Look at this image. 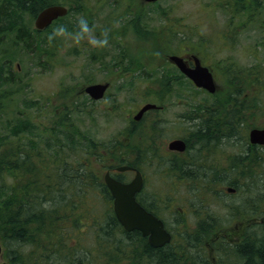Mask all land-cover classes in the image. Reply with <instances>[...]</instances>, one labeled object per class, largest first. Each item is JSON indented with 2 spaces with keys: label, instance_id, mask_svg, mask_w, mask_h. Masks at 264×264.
I'll list each match as a JSON object with an SVG mask.
<instances>
[{
  "label": "rangeland",
  "instance_id": "1",
  "mask_svg": "<svg viewBox=\"0 0 264 264\" xmlns=\"http://www.w3.org/2000/svg\"><path fill=\"white\" fill-rule=\"evenodd\" d=\"M53 1L68 3V0ZM93 1L94 0H82V4L89 3L93 6ZM221 1L223 0H162L159 5L154 8L164 9L165 7V10L169 11V13L166 14V17H158L156 12H154L156 9L151 6L145 7L142 4V0H135L130 10L124 9V11L116 12L113 11L114 7H112V0H102V5L100 7L96 6L98 8L92 10L93 14L89 10L83 8V12L72 13L70 16H66L62 21H58L41 33H37L33 26L34 11L29 10L20 13L21 20L19 25L22 27L20 31L26 33L25 30H27L26 35L27 38L31 39V45L27 47L25 41L23 43L18 42L13 44L16 42L15 38L18 33L16 31H18L19 27H17L15 31L5 32L4 34L0 31V61L3 58H12L14 64L18 63V65H20L19 74L21 76L28 70L29 72L26 73L30 75L24 76L23 79H29L30 85L26 89L23 88L25 93L22 101L26 99V104H23L21 101H16L15 106L18 107L17 109L13 110V104H10V106L5 109L4 112L6 113L3 115L4 118L0 120V132L6 133V126H4L5 120L8 119L12 123V117L18 114L16 113L18 110L30 112L27 113V116H31L37 123V126L42 127V125L48 123L51 116L53 119V113L52 115H38L36 114L37 112L34 113L33 110H35V108L32 107L33 105H31V102L42 103L47 98L52 100L53 105H56L55 101L57 99L50 98L51 93L53 91L55 92L58 88L61 90L63 87L68 86L73 91L71 94L72 97L70 98V101H72L70 105L73 107V110L67 114V123L64 125L65 129L68 130L69 139H63V137L56 135L53 137L51 147H53L54 143H60L61 141L63 145L62 150L59 146L58 149L62 151L65 161L72 166L78 165L82 155L86 156L87 151L92 149L90 147L93 142L99 143V151L101 153L104 148L101 146V143H112L114 141L116 142V140L120 141V139L124 143H127V145H119L114 148L110 145L109 148H106V151L112 149L116 155H122V153L125 155L129 147L137 150L136 146H138L141 141L136 139L134 131L128 132L127 123L130 116H132V114L134 115L142 104L150 102L149 100L142 101L144 97L152 98L151 96H154L153 98L156 99L159 97L157 101L150 103H156L164 107L163 111L157 112L158 115H155L159 117L155 129L158 131V142L160 146L168 140L182 137L181 135L183 134L189 136L192 131V124L194 123V121L189 119L193 106L204 105L205 99L208 102L207 105H214V100L199 94L197 90L187 82V89L185 90L187 94L181 96L179 94L180 88L177 80L164 81V79L171 76L172 70L168 69L165 65H158L162 61L157 59L155 55H161L164 61L163 57H166V53H179L182 49L186 51L189 48V43L192 41L195 42L197 46L198 43H202L206 34L210 35L211 28L210 24H206L205 22L204 18L209 12L204 11V7L205 10L209 9V7H207L208 5L210 6L213 4L217 6V2ZM1 2L2 1H0V3ZM233 3H235L236 6L233 8L232 12L237 13V9L241 6L237 0L224 1L222 6L219 7L221 10L214 12L213 18L216 20V25H213L216 29H220L222 25L230 23L232 20L224 11L230 12L232 9L230 5ZM245 4L246 6L250 5L248 2ZM251 10L252 9H249V11ZM89 12L91 14H88ZM259 13L264 17V6L260 7ZM245 14L250 15V13ZM86 15L89 19L94 15V27L96 26L94 31L97 35L108 30V46L103 49H97L90 47L86 43L77 45L73 44L71 41L58 40L62 46H58L56 62L53 56V66L47 67L45 71H42L44 70L43 68L39 70L37 65L34 64L36 62L34 59H36V51H40L41 54L42 48L39 46L34 50L33 44L35 42L40 43L46 41L48 35L57 26L65 24L67 27L73 23L77 24L78 19L81 16L86 18ZM167 15L170 18H168ZM172 16L178 19L175 20L178 26L176 27V29H178L176 31L178 32L163 39L160 38L157 42L161 44H157L154 47L149 44V39H147L146 44H144L145 37H141L136 32L137 25L140 26V23L138 22L136 24L134 20H140L143 24H145L146 21L150 29L155 30L159 25L164 26V23L172 20ZM242 20L244 21V17L236 18V22L234 23H241ZM262 30H264V28H262ZM116 31L118 34H114ZM188 33L191 35L189 39L186 38ZM227 35L228 29H225L220 34V41L227 42L229 39ZM1 38L3 40L2 43ZM262 39H264V32L254 33L246 30L243 33V37L240 38L239 46L234 45L235 47H230L229 50L224 51H216L211 48L210 50H201L203 57L210 52L213 58H216V54L218 57H223L224 55L231 57V60L234 61L233 67L236 69L241 80L245 81L250 79L242 91H234V93H238L234 96L236 100L239 95L237 102L240 101L242 104L246 105V107L244 106L246 110L243 109L245 111L244 117L242 118L243 120L238 124V128L243 135V140L240 139V136H234L229 138L227 142L223 141L214 145V148L217 147L218 152L225 157H185V159H188L195 165V168L191 173H182L184 183L182 186L181 184L178 185L179 189H177V191H172L170 189V186H174V183L175 187L177 185L174 172L178 171L177 168L180 166L172 167L171 161L175 163V157H155L156 159L153 160V162H148L149 157H140V159L137 157L127 158V160H133L141 166L146 178L145 191L150 201L157 205V210H168L171 212V215L162 214L161 217L165 220L167 228L170 231L172 230L175 235L173 248L175 244H181L177 245L175 249L181 250V254L186 256V258L178 255L176 257L172 252V248H166L163 251L161 250V254L165 257L167 262H161L159 264H185L186 260L190 259L191 262L188 264H210V257H214L217 262L221 260L222 264H246L244 260L234 255L233 252L229 250V247H233L235 242L238 243V241H240L241 234L245 229H248V232H252L254 236H260L264 233V146L254 150L253 155L248 148L250 147L248 146V132L252 127H255V125L259 124L262 126L264 124V42L261 41ZM7 43H9V47H7ZM52 46L53 44L51 47ZM74 47L79 48L78 53L72 52ZM2 50L4 53H2ZM91 50H96L100 57H96L95 59L91 58L89 55ZM45 51H47V48ZM9 52H11L10 56L8 55ZM150 54L153 55V60L149 58ZM49 55H52L51 50L49 51ZM139 61L143 63V73L147 74H140L139 70H131L133 64H137ZM213 61L214 59L207 62L212 64ZM118 64H120V67ZM13 67L15 66L13 65ZM107 67H112V72H106L107 70L105 69ZM259 74L260 76H258V78H253ZM91 75L95 83L107 81L111 84L107 97L102 101V104H99L101 109L99 111H93L94 114L81 111L83 106L89 107V104L86 99L77 96V91L80 89L81 85L91 80ZM228 76L225 77L220 69H216L214 79L217 84V89L222 88L225 83H228ZM251 78H253V81ZM131 79L130 88L123 89L120 87L121 84H128ZM145 83L149 86V90L145 88ZM227 86L228 85H226V87ZM8 88L16 89V86L9 85ZM148 92L151 93L147 94ZM60 102L63 101L61 100ZM125 102L129 103L130 107L123 108ZM251 103H253V105H250ZM102 105L104 106L103 108L101 107ZM115 105H117V107ZM74 107H80L78 112H76L77 110ZM107 107H111V110H108ZM115 107L116 110L113 112L112 108L114 109ZM203 110L204 106L201 107V111ZM222 114H229V110L218 112L215 115L218 118V116L221 117ZM19 117H21V115ZM186 117H188V119H186ZM152 126L153 124H150L146 127L147 132L153 133L151 130ZM143 130H145L144 127ZM141 131L140 129V132ZM235 133H239V131ZM79 134L85 136V139L81 141L77 140L76 136L78 137ZM41 139L45 142L44 138ZM230 140L232 141L229 142ZM26 143V139L23 138L20 141V147H24L29 151L30 157H28V160L35 163V165L38 164L39 167L36 169V174H34V176L40 178L38 186L41 189V193H39L38 196H40L42 200L34 201L35 203L33 206L49 203L46 205L47 208L54 209L53 213L55 216L58 215L59 219L53 220L52 222L50 221L52 229L55 231L53 233L69 231L72 226L75 228L74 230L71 228L73 234L69 239L63 237L58 238L52 233L49 239H47V247L53 248L58 245L60 246V250L51 258L49 257V260L41 261L39 260V255L44 252H41L40 246L36 240L35 223L32 225L29 223V236L26 242L20 240L9 242L0 238V264L2 262L10 264V261L12 262L11 264H150V262L147 263V257L140 256L138 253H133V255L128 248H126L127 254L124 258L121 257L116 261L111 259L110 247L112 245L95 243L97 239V230L91 225L92 216L85 212V209L90 206V203L87 202L88 205H85L84 208H75L74 203H78L79 201L75 200L74 196L78 194L79 188L68 192L70 195H74L70 199L66 196L62 197L57 192H48L50 194L47 195L46 192H44V185L46 180L48 182V176L52 173L51 170L53 167L51 168L45 161H40L42 157H37L39 161L36 160V157L32 159L31 156L36 154L35 147L30 146L29 143V146H27L25 145ZM235 144H239L243 152L248 154L250 152L251 156L254 157V163H250L252 171L245 170V165L234 164L230 166L231 156L229 152L234 154L236 148ZM36 146L43 147V144L37 142ZM164 148H166V146ZM54 149H56V147H54ZM196 149L197 147L195 146V153ZM130 152L131 151L128 153ZM207 153L208 152L203 149L200 152V154ZM53 154L59 155V151L54 150ZM92 155L90 157H92ZM105 155L109 156L107 153ZM211 158L215 161L220 172H215V168L212 167L213 160H211ZM157 160H159V162ZM56 162L59 161L57 160ZM1 168L3 169V167ZM89 168L97 171L99 167L97 164L90 165L88 163V169ZM6 169L5 171H0V210L3 209L6 203L10 202V197H12L11 186L13 185L17 197L22 185L19 180L21 174L15 183L14 178H16V172ZM207 170L212 172H208ZM254 171L257 172V175H254V186L251 187L257 188L255 191L251 192L247 184L251 181L249 174H253ZM205 175H209L211 180L201 181ZM230 182H234L237 185L234 186L237 187V190L233 189L234 191L231 193L227 192L228 188H234L228 185ZM203 185H206L208 190L214 193V197L209 195V191L204 194L210 205L207 209V213L202 210V206L200 205V196H203L200 192L203 190ZM197 186H199L200 192L195 191L194 188ZM248 191L250 192L248 193ZM170 193L175 196V199H171ZM246 201H250V203L255 201L256 204L247 207L245 205ZM101 202L107 205L105 201ZM171 202L172 204H170ZM102 204L100 203V207ZM190 210H193V212L189 213ZM6 211L7 210H2L1 213L4 214ZM177 211L186 214V221H183L180 217H172L176 215ZM65 212L66 214L69 212L72 213L73 219L63 218ZM202 216H205L204 219H207L208 222L211 221L210 224L204 223V225L207 226L205 229L200 225ZM75 221L77 222L75 223ZM76 225L79 226L76 228ZM200 231L202 234H199ZM86 234L87 236H84ZM63 242L66 244V247L63 246ZM126 245L128 246V244ZM132 250H135V248H132ZM193 261L195 263H193Z\"/></svg>",
  "mask_w": 264,
  "mask_h": 264
},
{
  "label": "trees",
  "instance_id": "2",
  "mask_svg": "<svg viewBox=\"0 0 264 264\" xmlns=\"http://www.w3.org/2000/svg\"><path fill=\"white\" fill-rule=\"evenodd\" d=\"M0 1L3 2L0 8V21H1L0 24L3 25L4 27V29L1 28L0 31H2L3 34L5 32H10L9 30H14L20 26L19 25L20 20H21L20 13L24 12L25 9L26 10L29 9L30 11H34V13H36L43 6L56 3L53 0H0ZM94 1H93L94 5L91 6L89 3L82 4V0H68L67 1L68 5L70 4L69 5L70 12L68 13L69 15L67 16H70L74 12H78V13L83 12V8L86 10H89L93 14L92 10L97 9L98 7L96 6L100 7L102 5V0H94ZM134 1L135 0H112V4H113L112 7H114L113 11L115 12L124 11V9L130 10L134 4ZM158 5L159 3L153 4L151 5V7L154 8ZM145 7H148V6H145ZM154 9H156L154 12H156L158 17L160 16L166 17V14L169 13V11L165 10V8L164 9L154 8ZM90 12L88 14H91ZM87 15L85 17L89 23V26L94 27V15L90 19L88 18ZM168 18L170 17L168 16ZM63 19L64 18L60 19V21H62ZM138 22L140 23V26L137 25L136 32L141 37H145L144 44H146L147 39H149L150 43L149 42L148 43L150 45H153V47L159 44V42L157 41L160 38L163 39L167 36H170L178 32L176 31L177 30L176 24L171 20H169L167 23H164V26L159 25L158 28H156L155 30H151L146 21H145V24H143L141 23L140 20L139 21L134 20V23L137 24ZM76 25L77 24L73 23L72 25L67 26V28L69 31H75ZM94 29H96V26L94 27ZM114 34H118V32L116 31ZM22 35H25V34L23 32H18L16 34V40L20 41L22 39L23 42L24 41L26 42V46L30 47V44H28L29 42L28 38H23ZM186 36H187L186 38L188 37L190 38L188 34ZM59 45L62 46L61 44H56L54 42L52 49H51L52 55L48 54L49 57L47 58V61L39 63V65H41L39 68L44 69L42 71H45L47 67L53 66L54 62L52 61V59H54V57H55L54 61L56 62L57 49L59 48L58 47ZM78 50L79 48L74 47L72 49V52L78 53ZM89 55L93 59H95L96 57H100V55L97 54L96 50H91V53H89ZM155 56L157 59L162 61L158 65H165L168 69L172 70L170 74L171 76L164 79V81L177 80L179 83V88H180L179 94L181 96L186 95L187 94V92H185V90L187 89L186 82L192 87L193 85L188 80H186L182 75H180L178 71L173 66H171V64L167 63L164 57H163L164 59L163 61L161 55H155ZM149 58L153 60V55L150 54ZM118 65L120 67V64ZM142 68L144 69L143 63L142 61H139L137 62V64L136 63L133 64V66L131 67V70L132 71L139 70L141 74L143 73ZM105 70H107V72H112L113 68L107 67ZM143 74H147V73H143ZM258 76H260V74L256 75V77H253V78H258ZM253 78H251L252 81H253ZM20 79H21L20 80V90H18L19 87L16 86L15 90H10V91L5 90L4 95L5 96L7 95L12 96L13 94H15L16 96L19 95L20 98L13 102L21 101L23 104H26V99L22 101V98L24 95L23 86L30 80L29 79L24 80L22 77ZM228 79L230 81L228 80V83H225V85L222 86V88L218 89V91L213 95L212 97V99L214 100L213 107L215 106L219 107L218 109H216L219 112H224L225 110H229V114L232 113L231 110H234L236 113V120L235 121L231 120L230 115H227V114L225 115L224 118H219L220 120L219 119L210 120V118L207 116V112L205 110L201 111V107L208 104L206 99H205L204 105L202 104V105L193 106L192 113L190 114V117H189V119L194 121L193 126H192V131L190 132V135L186 136L184 139L186 140L187 144L192 143V146L194 148L192 153H195V146L197 147L196 153L200 154L202 149L209 153L211 150L214 149V145L220 142H223V141L227 142L229 138L234 137V136H240V139H242L243 137L242 132H240V129L238 128V124H240L241 119L244 117L243 115L245 114L244 110H246L245 108L246 105L242 104L240 101L237 102V100L239 99V95L237 96L238 99L236 100L234 96L235 94L237 95L238 93H234V91H242L246 83H248L250 79L242 81L240 76L236 72L228 76ZM131 82H132V79L128 82V84L126 85L121 84L120 87L123 89L130 88ZM226 85L228 86L226 87ZM145 88L149 90L148 89L149 86H147V84ZM72 92H73L72 89L69 88L68 86L63 87L61 90H59L58 88L55 90V92L53 91L51 93L50 98L57 99L55 101L56 105H53L52 100L47 99V98L42 103L31 102V105H33L32 107L35 108V110H33L34 113L37 112L36 114L38 115L40 114L52 115L53 113V119L51 116L48 123H45V125H42V127L37 126V123L32 119L31 116H27V113H30V112H24L21 110H19V113L17 115L12 117V123L8 119L5 120L6 123L4 122V126H6L5 127L6 133L0 132V148H1L0 171L2 170L5 171L6 168H8L6 170L15 171L16 172V178H14L15 183L17 182L18 180L17 178L21 174V178L19 180L22 185L19 189L20 194L19 193L17 194V197L19 198L16 197V191L13 189V185L11 186L12 197H10V202L6 203V205H4L2 209L4 211L5 210L7 211L4 214H2L1 213L2 210H0V238L4 239V241H9V242L15 241V240L26 242L29 236L28 225L29 223H31V225L35 223L36 240L40 246L41 252H44L41 255H39V260L41 261L49 260V257L51 258L55 253H57L60 250V246L58 245H56L53 248L47 247V243H48L47 239H49L51 234L55 232L52 229L50 221L52 222L53 220L55 221L59 219V216L54 215L53 213L54 209L47 208L46 205H48L49 203H44L43 205L33 206L37 200L39 201L42 200L40 196H38V194L41 193V189L38 186L40 178L38 176L36 177L34 176V174H36L35 173L36 169L39 167H38V164L35 165V163H31L28 160V157H30L29 151H27L24 147L22 148L20 147L21 146L20 141L23 138H25L27 142L25 145L29 146L28 145L29 143L30 146L35 147L33 148L35 149L36 154L32 155L31 157H36V158L42 157L40 158V161H45L48 163V165H50L51 168L53 167L51 170L52 173L48 176V182L47 180H46V183L44 182L45 183L44 192H46L47 195L50 194L48 192H52V193L57 192L62 197L66 196L68 199H70L74 195H70L68 192H70L73 189L79 188V192L76 196H74V198L75 200H78L79 202H83V203H79V202L74 203V206L75 208H78V207L84 208L85 205H88L87 202L90 203V206L87 207V209H85V212L92 216L91 225L92 226L94 225L93 227L97 230V234H96L97 239L95 240V243L108 244L112 246L114 245L113 247L112 246L110 247V251H111L110 258L111 259L116 261L117 259L121 257L124 258V256H126L127 254L126 248H128V250H130L132 254L138 253L140 256L147 257V262H150V264L152 263L159 264L161 262H165L166 259L165 257H162V254L160 252L161 250H165L166 248H169V249L172 248L173 244L171 243L169 245H166L163 248H152L147 244L146 240L140 235V233L136 231H133L130 233L123 231V229L117 222L111 210V207L109 206L110 201H111L110 194L101 181L102 175L106 171L113 169L116 166L126 164L127 158H128V157H124V155L114 154L112 149H108L106 151V148H109L110 145H112L113 148L119 145L126 146L127 143H124L121 139L120 141L116 140V142L114 141L112 143H109V142L106 144L101 143V146L104 147L101 153L99 151V146H100L99 143L93 142L91 144L92 149L87 151L86 156L82 155V157L79 159L80 161L77 166H72L65 161V157L63 156L62 151H60V149L62 150V147H63V145L61 144V141L60 143L59 142H57L56 144L54 143L53 147H51L52 146L51 142H53L52 141L53 137H55L56 135L63 137V139H68V130H65L64 125L65 123H67L66 122V119L68 116L67 114L71 110H73V107L70 105L72 104V101H70V98L72 97L71 95ZM197 92L201 94L199 90H197ZM149 93L151 92H148L147 94ZM151 97L152 98L144 97L142 98V101L149 100L150 102H155L159 99L158 95H157L158 97L157 99L153 98L154 96H151ZM61 100L63 102H60ZM250 105H253V103H251ZM115 106L117 107V105ZM116 107L114 109L112 108L113 112H115ZM128 107H130V105ZM74 108L77 110L76 112H78V109L80 107H74ZM88 108L90 107L83 106V109L81 111L84 113L94 114V112ZM19 114L21 115V117H19L20 116ZM3 115H4V111L0 109V120L4 118ZM186 119H188V117H186ZM144 123H145L144 120L138 123V122L132 121L130 118L127 123V126H128L127 130L128 132L134 131L135 135L141 136L144 138L145 130H142L140 132V128L143 127ZM238 131L239 133H235ZM29 137H30V140H29ZM41 138H44L45 142L42 141ZM76 139L81 141L85 139V136H82L79 134L78 137L76 136ZM231 141L232 140H230L229 142ZM37 142H41L43 144V147H37L36 146ZM58 146L60 147V149H58ZM54 147H56V149H54ZM235 147L239 149V152L234 153V154H231L229 152L231 156L230 166L234 164L235 165L239 164L242 166L245 165V170L252 171V168H250V165L252 164L251 162H253L254 157L251 156L250 152L249 154L243 152L241 150L242 147L239 146V144H235ZM248 148L251 150L252 155H253V151L257 150V147L255 146H250ZM145 149H150L152 151L151 147L149 146L146 147ZM54 150L59 151V155L53 154ZM106 153L110 157L105 155ZM89 155L90 156L92 155V157H90ZM3 157H6V158H3ZM232 157H233V161H232ZM155 159H156L155 157H149L148 162H153V160ZM36 160H38V158ZM57 160L59 162H56ZM211 160L213 159L211 158ZM91 161H94V162H91ZM157 161L159 162V160ZM190 162L191 161H189L186 164V161H184L183 163H181V165L186 164L185 166H188L187 169L191 173L192 170L195 168V165L192 162L191 163ZM88 163L90 165L97 164L99 167L98 170L94 171L90 168L88 169ZM171 163H172V166L176 167L173 161H171ZM185 166L182 169L183 171L186 170ZM1 167H3V169ZM212 167L215 168V172H220L214 160H213ZM207 171L212 172L210 170H207ZM181 174L182 173L179 171L174 172V175H175L174 178L176 179L177 185L175 187V183H174V186H170V189L172 191H177V189H179L178 185L181 184L182 186V184L184 183V177H182ZM218 174H222V173H218ZM254 175H257L256 171H254L253 174L251 173L249 174V176L251 177V181L247 184V187H249L251 192L255 191L257 188V187H251V186H254V183H253ZM203 180H211V179L209 175L207 176L205 175L201 181ZM228 185L231 187L237 186L236 183L234 182H230L228 183ZM202 187H203V190L201 192H200L199 186L195 187L194 189L196 192H200L201 194H203V196H200V205L202 206V210L205 213H207V209L210 205L204 194L208 192L209 190L206 185H203ZM232 189L237 190V187H234ZM250 191H248V193ZM208 193L210 196L214 197V193H212V191H209ZM170 197L171 199H175V196L171 193H170ZM101 201L103 202L105 201L107 205L102 204ZM100 203L102 204L101 207H100ZM170 204H172V202ZM254 204H256L255 201H252V203H250V201L245 202V205L247 207H251ZM168 212H169L168 210H161L160 214L161 215L162 214L171 215V212L170 213ZM192 212L193 210H190L189 213H192ZM173 217H176V218L180 217V219L181 218L186 219V214L177 211L176 215ZM204 217L205 216H202L201 221H200V225L201 227H203V229L207 227L204 225V223L210 224L211 222V221L208 222V220L204 219ZM63 218L73 219V215L72 213L69 212L67 214H63ZM77 221H75V223ZM78 226L79 225H76V228ZM71 228L74 230L75 227L73 228L72 226ZM71 228L69 231H61L58 233H53V235L57 236L58 238L63 237V238L69 239L70 237H72V234H73ZM247 230L248 229H245V231L241 234L240 241H238V243L235 242V244H233L234 245L233 247L230 246L229 250H231L234 255L244 260L246 264H264V233L261 234L260 236L259 235L254 236L252 232H248ZM199 234H202V232L200 231ZM84 236H87V234ZM126 244H128V246ZM63 246L66 247V244L64 242H63ZM132 248H135V250H132ZM190 262H191V259L186 260L185 264H188Z\"/></svg>",
  "mask_w": 264,
  "mask_h": 264
},
{
  "label": "flooded vegetation",
  "instance_id": "3",
  "mask_svg": "<svg viewBox=\"0 0 264 264\" xmlns=\"http://www.w3.org/2000/svg\"><path fill=\"white\" fill-rule=\"evenodd\" d=\"M226 1L223 0L221 2H217V6L211 4L210 6L208 5L207 7H209V9L205 10L204 7V11H208L209 13L205 16V22L206 24H210L211 28H210V35L206 34V37L203 38L202 43H198V46L196 45L195 42H191L190 47L184 51L181 55H179L180 57H182L183 61H185V63L187 64L188 67H190V69H193L196 65V63L200 64V66L202 67H207L208 71L212 74L213 77H215V73H216V69H220V71L224 74L225 77H227L228 75L230 76L232 73H237L236 69L233 67L234 61L231 60V57L228 56H223V57H218L216 54V58L212 57L211 52L203 57V53L201 52L202 49H207L210 50L211 49H215L216 51H224V50H229L230 47L233 48L235 46H239V42H240V38L243 37V33L248 30V31H252L254 33L256 32H264V30H262V28H264V17L260 15L259 13V9L261 6H264V0H237L241 6L237 9V13H233V8H235V3L230 5V8H232L230 10V12H225L229 15V18H231L232 20L230 21V23H226L224 25L221 26L220 29H216L214 27V25H216V20H214V12H216L217 10H221L219 7L222 6V3ZM262 1V3H261ZM246 2L250 3L249 6H246ZM3 2L0 3V8H1V4ZM157 4V3H155ZM252 9L251 11H249V9ZM256 8V10H255ZM32 10V9H31ZM25 11H29V9H25ZM24 11V12H25ZM223 11V10H222ZM245 13H250V15H247ZM244 17V21L242 20L241 23H234L236 22V18H241ZM1 23V21H0ZM214 24V25H213ZM0 29L3 28V25L0 24ZM34 26V25H33ZM22 27L19 26L18 31L16 32H22L20 31ZM225 29H228V35L227 37L229 38L228 41H220V34L221 32H223ZM262 30V31H261ZM11 31H15L14 30H9ZM27 33V30H25ZM44 31V30H43ZM40 31V32H43ZM25 33V32H23ZM22 35L23 38H27V35ZM203 37V36H202ZM223 37V36H222ZM16 39V38H15ZM28 40H31L30 38H28ZM211 40V41H210ZM261 41L264 42V39H262ZM3 42L2 38H1V43ZM18 42H22V39L20 41L14 42L18 43ZM212 42V43H211ZM29 44L31 45V42L29 41ZM7 47H9V43L6 44ZM33 49H36V46H40L42 48L41 50V54L40 51H36V54L39 55L38 59H34L36 61H47V56L49 54V51L52 49L51 45H49V43L47 41H43V42H35ZM235 45V46H234ZM47 48V51H45ZM6 50V49H4ZM3 51V50H2ZM4 53V51L2 52ZM11 52L8 53V55H10ZM214 59V61L212 62V64H209L207 61H210ZM224 63V64H223ZM13 65L15 67H13ZM38 66H41L38 64ZM7 67V68H6ZM20 65H18V63H13V61L9 58H3L0 61V109H2L3 111H5L6 108H8L10 106V104H13V110L17 109L18 107L15 106L16 102H13L17 99L20 98V96H16L15 94H13L12 96H5L4 95V91H10V90H15V89H9L8 86L9 85H13V86H17L19 87L18 90H20V78L22 76H26L25 74H23L22 76L19 74L20 72ZM39 70H41L40 68H38ZM7 70V71H6ZM13 79V80H12ZM106 83H108V89L105 93V96L100 99V100H93L87 93H85V89L86 87L90 86L91 84L95 83L93 82V77L91 75V80L85 84H82L80 89L77 91V96H81V98H84L87 100L89 107L88 109H91L92 111H99L101 108L99 106V104H102V101L107 97L108 92L111 88V84L110 82L105 81ZM102 82V83H105ZM27 84V85H26ZM26 84H24L23 88L26 89L29 85H30V81H28ZM23 93H25L23 91ZM24 96V95H23ZM81 103V102H79ZM129 103L125 102L123 108H128ZM102 108L104 107L103 105L101 106ZM109 110H111V107H107ZM204 110L207 112V116L210 118V120H215V119H219V118H224L226 114H222V116H218V118L216 117V113H218L219 111L216 110L215 107H213V105H207L204 107ZM231 114H227L230 115L231 120H236V113H234V110H231ZM6 113V112H4ZM16 113H19V110L16 111ZM211 114V115H210ZM146 114H144L142 116V118H140V121L145 120V123L143 125L144 129H145V137H141V136H137V139L140 140L141 145L138 146L139 150L142 152L140 153L139 151H137L136 149L133 148H129V151H131L130 153H128L127 157H146V155L143 153V145L146 144L147 147H151L152 151L149 154V157H225L223 154L218 152V148H214L213 150H211L209 153L207 154H197V153H191L194 148L192 146V143L187 144L186 140L185 145L187 148L188 152H184V153H179L178 151L175 150H168L167 148H164V146L162 148H158L157 150H155L154 148V143L155 140H157V138L155 137V135H157L158 131H155V128L152 126L151 130L152 132H147L146 127L150 124H153L156 122V119H158L156 116L154 115H149V116H145ZM215 115V116H214ZM138 122V123H139ZM260 126V125H258ZM143 127L140 128L141 130H143ZM152 135V136H151ZM236 153L239 152V149H235ZM133 175V173H128ZM119 178V177H118ZM143 179V186L144 185V179L145 177H142ZM131 180V178L129 179ZM139 196L136 197V199H139ZM145 199H147V197H144ZM163 251V250H162ZM173 254L177 257L181 256L183 258H186L185 255L181 254V250L178 249H172ZM161 253V252H160ZM162 257H164L162 255ZM210 264H222L221 260H219L220 262H217L215 260L214 257H210ZM165 262H167V260H165ZM193 263H195L193 261Z\"/></svg>",
  "mask_w": 264,
  "mask_h": 264
},
{
  "label": "water",
  "instance_id": "4",
  "mask_svg": "<svg viewBox=\"0 0 264 264\" xmlns=\"http://www.w3.org/2000/svg\"><path fill=\"white\" fill-rule=\"evenodd\" d=\"M145 1L150 2L155 0ZM65 14L66 8L63 6H49L37 15L35 26L39 29L44 28L57 17L64 16ZM169 61L175 64L196 86L202 87L209 92L214 91L215 87L212 77L205 69L187 70L182 61L175 56H170ZM106 88L107 85H91L86 87L85 92L93 99H100ZM155 108L156 106L153 104H145L134 118L138 120L145 111ZM249 141L252 144H264V129H252L249 132ZM182 145L181 141H174L170 143L169 147L171 149H179ZM125 169H128V167H123L119 170L123 171ZM104 181L113 198L114 215L125 231H139L143 236H147L149 245L154 248L161 247L169 241L170 236L164 230L161 221L146 212L134 200V195L140 190L142 183L138 172H136L135 178L129 184L115 182L107 175H105Z\"/></svg>",
  "mask_w": 264,
  "mask_h": 264
},
{
  "label": "clouds",
  "instance_id": "5",
  "mask_svg": "<svg viewBox=\"0 0 264 264\" xmlns=\"http://www.w3.org/2000/svg\"><path fill=\"white\" fill-rule=\"evenodd\" d=\"M108 37V30L97 35L94 27H90L87 19L81 16L78 19L75 31H69L65 25H59L48 35L47 40L49 45L57 40H65L77 45L86 43L92 48L103 49L108 46Z\"/></svg>",
  "mask_w": 264,
  "mask_h": 264
},
{
  "label": "bare ground",
  "instance_id": "6",
  "mask_svg": "<svg viewBox=\"0 0 264 264\" xmlns=\"http://www.w3.org/2000/svg\"><path fill=\"white\" fill-rule=\"evenodd\" d=\"M241 1V0H240ZM68 4V3H67ZM75 4V3H74ZM73 4V5H74ZM240 4V3H239ZM70 5V4H69ZM76 5V4H75ZM70 8V7H69ZM76 10V9H75ZM160 11V10H159ZM162 12V11H161ZM86 13V12H85ZM69 15V14H68ZM161 17V16H160ZM168 17V16H167ZM120 24V23H119ZM65 25V24H64ZM71 25V24H70ZM75 29V28H74ZM71 30V29H70ZM160 31V30H159ZM152 33V32H151ZM25 34V33H24ZM31 36V35H30ZM30 41V40H29ZM28 44H29V42H28ZM115 46V45H114ZM36 48H37V46H36ZM32 50V49H31ZM64 51V50H63ZM90 60V59H89ZM87 64V63H86ZM7 68V67H6ZM135 70V69H134ZM7 71V70H6ZM107 72V71H106ZM26 73V72H25ZM243 77V76H242ZM236 78H238V77H236ZM13 80V79H12ZM237 81V80H236ZM13 92V91H12ZM75 110V109H74ZM235 113V112H234ZM211 115V114H210ZM215 116V115H214ZM240 116V115H239ZM244 116V115H243ZM231 117V116H230ZM194 118V117H193ZM198 119V118H197ZM220 120V119H219ZM242 120V119H241ZM211 122V121H210ZM185 123V122H184ZM183 123V124H184ZM157 124V123H156ZM220 125V124H219ZM230 125V124H229ZM247 125V124H246ZM161 126H163V125H161ZM192 126H193V124H192ZM214 126V125H213ZM159 127V126H158ZM166 127V126H165ZM191 127V126H190ZM65 128V127H64ZM194 128V127H193ZM220 128V127H219ZM75 129V128H74ZM165 129V128H164ZM66 130V129H65ZM234 130V129H233ZM247 130V129H246ZM241 131V130H240ZM75 133V132H74ZM226 133V132H225ZM231 133V132H230ZM229 134V133H228ZM236 135V134H235ZM152 136V135H151ZM219 137V136H218ZM69 139V138H68ZM89 145V144H88ZM87 145V146H88ZM86 146V147H87ZM222 147V146H221ZM91 148V147H90ZM51 155V154H50ZM90 156V155H89ZM27 158V157H26ZM157 158V157H156ZM32 159H33V157H32ZM161 159V158H160ZM163 159V158H162ZM88 160V159H87ZM118 161V160H117ZM166 161V160H165ZM34 162V161H33ZM163 162V161H162ZM161 162V163H162ZM168 162H170V161H168ZM32 163V162H31ZM75 166V165H74ZM173 167V166H172ZM73 169V168H72ZM178 169V168H177ZM173 171V170H172ZM168 172H170V171H168ZM84 176V175H83ZM19 178V177H18ZM73 178V177H72ZM82 179V178H81ZM222 180V179H221ZM217 182V181H216ZM88 183V182H87ZM18 184V183H17ZM234 191V190H233ZM65 195V194H64ZM70 196V195H69ZM82 201V200H81ZM225 203V202H224ZM11 204V203H10ZM27 204V203H26ZM221 206V205H220ZM231 211V210H230ZM224 212H225V210H224ZM237 212V211H236ZM168 213H170V212H168ZM65 214H66V212H65ZM236 215V214H235ZM173 217V216H172ZM229 217V216H228ZM174 218V217H173ZM170 219V218H169ZM68 222V221H67ZM5 224V223H4ZM57 224V223H56ZM61 224V223H60ZM69 224V223H68ZM70 226V225H69ZM94 226V225H93ZM61 227V226H60ZM4 228V227H3ZM69 235V234H68ZM68 237V236H67ZM11 238V237H10ZM71 238V237H70ZM13 239V238H12ZM88 239V238H87ZM90 239V238H89ZM15 240V239H14ZM50 240H51V238H50ZM86 240V239H85ZM89 242V241H88ZM85 243V242H84ZM61 253V252H60ZM14 261V260H13ZM148 263V262H147Z\"/></svg>",
  "mask_w": 264,
  "mask_h": 264
}]
</instances>
